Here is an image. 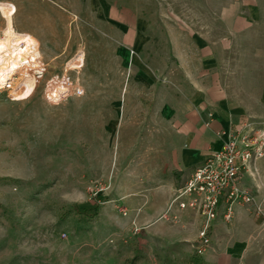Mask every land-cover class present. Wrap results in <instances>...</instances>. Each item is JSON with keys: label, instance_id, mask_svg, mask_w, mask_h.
I'll return each mask as SVG.
<instances>
[{"label": "rangeland", "instance_id": "obj_1", "mask_svg": "<svg viewBox=\"0 0 264 264\" xmlns=\"http://www.w3.org/2000/svg\"><path fill=\"white\" fill-rule=\"evenodd\" d=\"M114 2L148 22L145 69L153 82L138 80L127 60L121 17H93L88 0L70 3L75 13L52 0L3 2L13 15L20 10L14 30L26 46L38 44L41 66L28 70L35 80L29 98L0 92V264H264V157L242 182L254 201L217 226L203 254L189 218L159 217L162 237H137L136 222L120 211V193L151 173L168 132L161 107L175 101V87L165 80L182 75L168 27H181L177 37L201 31L219 43L228 24L215 13L230 0ZM5 27L0 15V36ZM230 40L212 69L246 111L248 127L262 132L264 17ZM65 76L84 92L55 105L47 91Z\"/></svg>", "mask_w": 264, "mask_h": 264}, {"label": "crops", "instance_id": "obj_2", "mask_svg": "<svg viewBox=\"0 0 264 264\" xmlns=\"http://www.w3.org/2000/svg\"><path fill=\"white\" fill-rule=\"evenodd\" d=\"M6 1L13 2L0 0V5ZM74 1L52 0L72 13H75V8L70 3ZM88 1L91 3L93 17L122 18L119 40L127 60L138 68V80L153 82L145 69L150 66L145 60V51L153 39L143 13L127 5L117 4L114 0ZM57 3H65V6ZM262 3L264 0H230L227 5H222L215 16L227 20L226 33L229 36L219 43L209 42L202 36L203 32L199 33L198 30L194 31L200 34H196L198 36L177 37L176 33L181 27H168L173 58L182 67L181 76L165 80L175 87V101L168 100L161 107L166 122L164 128L168 132L162 139L158 155L153 158L151 173L146 171L135 189L120 193V211L122 213V209L127 210V215L122 214L124 220L131 224L135 221L142 228L137 237H162L161 232L166 225L159 223L160 215L166 211L175 190L184 185L206 155L211 150L221 148L223 140L216 133L233 131L246 125V111L234 102L220 75L212 67L220 64L218 51H227L231 47V35L246 32L260 17H264ZM0 15L3 17L1 7ZM132 47L136 51L135 55L131 54ZM206 122L210 123L209 127ZM241 206L236 207L235 216ZM188 218L192 220L189 222L191 228L196 230L195 237H198L199 218L191 211L180 213V221H187ZM225 223L220 215L215 221L212 237L216 235L217 226Z\"/></svg>", "mask_w": 264, "mask_h": 264}, {"label": "built area", "instance_id": "obj_3", "mask_svg": "<svg viewBox=\"0 0 264 264\" xmlns=\"http://www.w3.org/2000/svg\"><path fill=\"white\" fill-rule=\"evenodd\" d=\"M36 48L39 49L38 44ZM131 53L135 52L131 50ZM21 72L19 69L1 82L0 92L12 93L21 88L22 80L18 81L16 77ZM83 92L79 84L65 76L50 85L46 97L58 105L81 96ZM205 124L210 125L209 122ZM216 134L223 140L221 148L206 155L184 185L175 190L166 211L160 216V219L177 222L181 212L195 214L200 220L199 254H203L210 245L214 224L220 215L226 223H231L237 206L254 201L252 192L242 182L253 173L254 163L264 157V131H254L246 124L240 129ZM122 214L127 215V210L122 209Z\"/></svg>", "mask_w": 264, "mask_h": 264}, {"label": "bare ground", "instance_id": "obj_4", "mask_svg": "<svg viewBox=\"0 0 264 264\" xmlns=\"http://www.w3.org/2000/svg\"><path fill=\"white\" fill-rule=\"evenodd\" d=\"M0 7L6 19V27L0 36V83L21 69L22 86L15 91L26 99L32 95L35 84L33 75L28 70L41 66L40 51L34 46H26L24 36L14 30L11 5L3 3Z\"/></svg>", "mask_w": 264, "mask_h": 264}]
</instances>
